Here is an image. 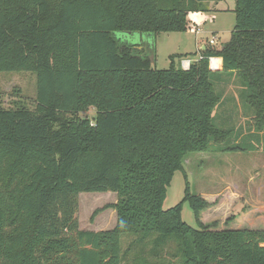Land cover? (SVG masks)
Masks as SVG:
<instances>
[{
	"label": "trees",
	"instance_id": "1",
	"mask_svg": "<svg viewBox=\"0 0 264 264\" xmlns=\"http://www.w3.org/2000/svg\"><path fill=\"white\" fill-rule=\"evenodd\" d=\"M234 1L220 49L206 46L188 70L178 56L157 70L146 43L117 35L186 32L206 0H0V73L36 75L33 110L0 98V264H123L124 235L153 238L156 253L174 243L180 264H264V229L203 224L211 203L185 175L182 200L163 209L186 155L264 144V0ZM210 57L220 70L208 69ZM231 76L246 133L215 114V83ZM90 108L92 121L78 117ZM106 192L116 195L114 227L80 230L78 195Z\"/></svg>",
	"mask_w": 264,
	"mask_h": 264
},
{
	"label": "rangeland",
	"instance_id": "2",
	"mask_svg": "<svg viewBox=\"0 0 264 264\" xmlns=\"http://www.w3.org/2000/svg\"><path fill=\"white\" fill-rule=\"evenodd\" d=\"M207 11L200 15L198 22L189 20V30L183 33L160 34L148 46L155 57L152 67L165 70L170 67V56L175 58V65L180 66L182 59H198L196 40L212 49H220L230 37L235 23L234 0H206ZM197 20V19H196ZM197 23L202 33L195 35L191 25ZM118 38L129 43H138L136 34H118ZM215 37L214 45H208ZM147 45L149 41H144ZM215 90L222 93V103L215 114L227 116L235 130L246 133L249 118L244 117L238 93L239 83L235 77H226L216 85ZM0 98L4 108H13L21 104L33 110L36 104V75L32 72L0 73ZM232 109L235 110L232 112ZM95 109L80 112L79 118L92 121ZM219 121V120H218ZM225 127L226 124H218ZM245 143V141H243ZM256 150L245 149L242 152H218L210 149L206 152L191 153L183 159V174L175 172L167 187L163 209L178 204L185 189V179L191 194L207 197L210 208L202 214V223L221 230L231 228L264 229V144L256 145ZM205 197V198H206ZM116 202V195L106 193H80L76 218L82 231L100 232L110 230L116 222L115 211L108 206ZM183 221L196 228L193 213L188 203L181 208ZM228 218L234 222L226 223ZM124 263L141 264L145 259L148 264H180V253L172 242L158 248L151 237L124 235L120 243Z\"/></svg>",
	"mask_w": 264,
	"mask_h": 264
},
{
	"label": "built area",
	"instance_id": "3",
	"mask_svg": "<svg viewBox=\"0 0 264 264\" xmlns=\"http://www.w3.org/2000/svg\"><path fill=\"white\" fill-rule=\"evenodd\" d=\"M191 27H192V30L194 31L195 35L198 36L199 34H201V27H200L199 24H197V23H196V24L193 23V24L191 25ZM214 43H215V37H212L211 39H209V41H208V45H214ZM205 47H206V44L203 46V48H201V45H199V46H198V51L200 52V51L204 50ZM200 58H201V56H198V59H200ZM198 59H197V60H198ZM191 62H192V60H189V59H182V60L180 61V67H181L183 70H188L189 67H190ZM221 67H222V62H221V60H220L218 57H210V58L208 59V69H209L210 71H212V72H214V71H218V70L221 69Z\"/></svg>",
	"mask_w": 264,
	"mask_h": 264
},
{
	"label": "water",
	"instance_id": "4",
	"mask_svg": "<svg viewBox=\"0 0 264 264\" xmlns=\"http://www.w3.org/2000/svg\"><path fill=\"white\" fill-rule=\"evenodd\" d=\"M139 37V41L138 43H140L141 41H149L148 46H151V43L153 42V40L155 39L154 36L150 35V34H143V35H137Z\"/></svg>",
	"mask_w": 264,
	"mask_h": 264
},
{
	"label": "crops",
	"instance_id": "5",
	"mask_svg": "<svg viewBox=\"0 0 264 264\" xmlns=\"http://www.w3.org/2000/svg\"><path fill=\"white\" fill-rule=\"evenodd\" d=\"M198 18H200V16H199ZM198 18H197V20H196V18H195V21L198 22ZM191 19H194V18L191 17ZM201 33H202V31H201ZM196 36H197V35H196ZM196 44H197V48H198L199 45H201V48H203V46L205 45V44H202V43L197 42V40H196ZM219 59L221 60V58H219Z\"/></svg>",
	"mask_w": 264,
	"mask_h": 264
}]
</instances>
